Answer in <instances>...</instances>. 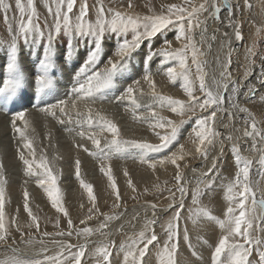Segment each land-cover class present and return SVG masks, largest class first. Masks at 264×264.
Listing matches in <instances>:
<instances>
[{"label": "snow or ice", "instance_id": "obj_1", "mask_svg": "<svg viewBox=\"0 0 264 264\" xmlns=\"http://www.w3.org/2000/svg\"><path fill=\"white\" fill-rule=\"evenodd\" d=\"M127 7L133 9L135 6L132 0H126ZM45 7L51 20L46 16L44 18V27H41L40 17L37 11L35 0H14V7L16 12L13 13L12 0H0V12L3 13L4 23L11 35V41L8 44L6 53L0 58V72L6 70L7 77H0V96L5 99L14 98L18 91L25 89L23 87L26 82L25 73L21 71L19 63V42L22 41L24 45H39L41 41L46 40L43 44L42 55L38 58L37 72L34 75V86L37 92L44 91L45 88L51 86L52 80L49 77V72L55 67L54 64V41L63 32L64 35L70 37L67 42L66 50L63 51L64 58H70L76 50L72 41L80 38H90L92 47L88 51L83 64L80 66L74 76V86L71 90V95L75 96L72 101V107H76L78 100L95 101L97 94L103 93L105 89H109L114 84V77L117 73L122 72L128 64V60L132 53L140 48L143 41H151L158 34H162L169 28H175L177 35L176 41H183V46L177 49L172 48V42L166 38L162 41V45L158 48H150L147 55L144 57L145 67L148 68L153 57H160L161 63L168 60L178 61L180 70L176 67L169 66L165 69L166 75L173 83L177 78L182 79L181 87L186 93L188 102L175 99L172 96L163 95L156 92V84L152 79L150 71H147L143 79L148 82L151 88V96L154 101L158 102L161 108L167 107L169 111L181 117V120L174 121L167 117L159 115L155 110H152L150 117L144 119L150 120V127L153 129L155 135L159 139V143H149L138 140H125L121 137V130L118 125L104 116H99L96 120L91 114L89 108L88 114L85 117L82 113H77L81 119L77 120V124L81 128L86 124L89 129L98 127L100 132H107L111 135V139L105 138L104 143H101L100 137L96 133L87 134L81 130L78 135L81 138L87 136L94 147V151L88 149L84 145H77L90 155L96 156L102 160H109L114 155H119L130 148L139 149L144 153H159L164 149L169 148L177 141L180 133L181 125L184 123L183 117L186 112L195 113L199 108L202 112H207L208 115H203L196 119V127L193 129L194 139L192 142L197 144L196 153H198L205 160L208 158L209 151L216 137L219 133L215 131L214 124L217 118L218 111H227L229 118L234 115L228 109H224L225 95L228 96V104L231 108L237 109L241 113H246L244 120V127L242 129L243 137L251 140V150L257 152L258 159L253 160L241 153V146L233 144L232 150L234 154V163L236 165V173L233 181L226 185L225 200L228 202V207L225 212V219L221 220L211 215L206 208H197L195 212L192 208L188 209L189 219L193 220L195 224L197 221L195 216L202 215L209 220L215 221L221 228L223 234L220 236L218 243L215 245L211 256V264H264V238L258 235H253L254 224L255 229L264 233V190L260 189L259 181L254 185L250 180V171L254 165H258V174L264 178V147H258V144H264V129L258 127V121L247 107L233 99L239 95V85L232 81V73L229 71L231 67V58H229L224 65H221L220 78L213 77L212 85L209 87L206 83L205 77L207 73L204 71V63L200 59L204 53L197 46L192 38V32L195 28L201 29V42L204 41L207 33V21L201 20L200 15L203 13H210L212 19L219 20L220 14L223 10L227 11L228 26L233 28L234 38L239 41L242 40L240 25L234 23V7L237 11H242L243 8L251 9L252 4L250 0H243L241 5L239 0H236L234 5L233 0H203L198 6H191L185 8L176 4L167 6L166 13L151 16L132 15L129 12L117 10V8H105L104 0H44ZM264 6V0H261ZM94 13V21L89 18V15ZM11 14V15H10ZM18 14V15H17ZM16 23V30L13 31L12 22ZM195 21V22H194ZM47 30V31H45ZM259 31V30H258ZM131 32V39L127 38V34ZM119 33L122 41L116 46L115 56L117 60L108 58L103 70H97L100 57L103 53V42L106 34ZM228 37L227 33L223 34ZM215 32L211 36V40H216ZM227 43L231 44V38H228ZM211 48V44L208 45ZM252 53V49H249ZM189 56L191 64L195 67L196 79L199 81V90L203 93V99L194 95V81L190 78V69L188 65ZM246 71V75H248ZM261 86H264V57H261V71L257 77ZM140 81H134V84L139 85ZM232 83V87L229 85ZM213 88L215 90H213ZM134 89L132 85L124 88L120 96L116 97L117 101H130L135 108L139 109L140 104L134 96ZM22 93V91H21ZM256 94V85H246V91L243 93L244 97L251 99ZM264 100V97H261ZM68 101L59 100L56 104L48 105L40 109L45 114H50L56 117L55 109H59L60 113H65V105ZM25 111H17L11 121V127L15 133L19 134L20 139L24 142L23 148L33 150L32 141L25 134V129L28 126V121L25 120ZM136 118H140L133 113ZM17 121H21L24 127H18ZM64 123L63 120L59 121ZM157 129L163 130L156 131ZM69 130L70 129H66ZM240 130V129H238ZM232 140L231 134L227 137ZM19 159L25 166V175L36 178V184L42 188L47 195L51 205L58 213H63L68 216L67 209L62 203V196L59 187L57 186V177L53 174V169L50 167L46 158H41L37 163L35 159L29 160L19 149ZM186 153L184 146L181 145L178 152H172L170 156L165 157L159 161L149 160L141 157V163H146L149 168L155 170L157 164L163 165L170 162L176 166L175 180L177 182V190L181 194L179 204L173 203L170 207H175L174 216L168 221L166 227V239L163 241L162 249L157 251L158 264H179L177 260L178 254V236H179V220L181 219V212L184 210V195L186 188L181 183L182 173L178 161L185 159ZM34 156V150H33ZM216 160L213 159L212 169H215ZM81 162L79 160L75 163L76 178L80 180V186L87 192L88 198L92 207L88 209V220L92 219V213L98 212L96 208V197L93 194V185L86 183L80 178ZM209 169V172L212 171ZM100 171L107 177L109 186L112 189L117 203L114 207H119L121 199L117 184L113 177L112 168L108 166L105 168L101 166ZM195 171V169H193ZM124 175L127 177L128 171L125 169ZM214 182L206 185L208 189L212 188ZM8 179L5 176V165L0 162V249L5 252L11 248V255H4L0 257V264H82V259L86 255L88 244L72 245L62 241H53L59 251L55 255H48V249L41 247L33 257L21 256L19 249L9 245V234L5 227V192ZM127 184L135 191L132 180L129 178ZM259 193V196H258ZM204 193L201 191L199 185L193 191L192 204L199 205L200 197ZM175 202V196H173ZM155 215L156 205H149ZM23 207L28 213L36 229L39 230L38 217L33 215L29 206V193L25 189L23 192ZM238 213V214H237ZM104 221L99 224L98 229L91 227H83L76 231L77 236L87 237L93 235L95 231H99L102 236L106 235L103 231L109 227L112 220L119 219V214H102ZM135 218V217H134ZM85 224L84 220L80 221ZM156 223L155 219L145 218L143 229L134 236H128L119 246H116L115 241H110L107 244H101L96 247L93 253L95 264H113V250L115 249L116 256L123 254L121 264H147L146 255L150 251V247L156 248L161 243L159 237L155 233L152 225ZM68 228L73 229V221L69 218L67 221ZM122 231V228L120 229ZM44 236L52 234L48 232L43 233ZM57 236L65 235L64 232H57ZM68 236L72 235V231L67 232ZM183 238L185 241L189 240L188 231L184 229ZM26 245H32L33 240H22ZM43 245V240L38 241ZM15 239H12V245H15ZM189 247L191 244L189 242ZM73 249H75L73 251ZM255 252V257L253 253ZM194 256L198 254L193 251Z\"/></svg>", "mask_w": 264, "mask_h": 264}, {"label": "rangeland", "instance_id": "obj_2", "mask_svg": "<svg viewBox=\"0 0 264 264\" xmlns=\"http://www.w3.org/2000/svg\"><path fill=\"white\" fill-rule=\"evenodd\" d=\"M157 1L158 0H132V3H134V6H135L133 9H129L127 7L126 0H104V5H105V8L114 7V8H117V10L121 9L120 11H123V12L127 11V12L131 13L134 16L135 15H139V16L143 17V16L159 15L162 12L166 13L167 6L170 5V4H176L178 6H182V7H185V8H190L191 6H198L200 3L203 2V0H170V1L167 0L169 2H167L166 0H159L158 2ZM12 2H13V10L12 11H13V13H15L16 10H15V7H14V0H12ZM150 2H151V4H150ZM35 3H36L37 11H38V14H39V17H40L41 27L43 28L44 27V24H43L44 18L47 16L48 19L51 20L52 17L49 16V14L47 12V9H46L45 4H44V0H35ZM89 3L91 4L92 0H89ZM240 3L243 4V0H240ZM118 5H119V7H118ZM260 5H262V4L259 3L258 6L256 7V5L252 4V8L250 10L247 9L248 11L246 10V8H243L242 11H236V9H234V14L236 16V17L234 16V18H238L239 15H244V14H245V17L244 16H239L241 18H238L239 22L241 21L240 22L241 29L243 28L242 29L243 30L242 31L243 32L242 33L243 34L242 37H244V38L242 40H240V41H236L234 43H231L230 47L232 48L234 46V49H232V52L234 50H239L240 46H241L240 44H242L244 41L245 42H249V41H251V39H254L255 37L257 38L256 41H258V40H260L261 38L264 37L262 29H261V28H263V25H264L263 23L264 22L262 20H258V18L256 17L257 16L256 13L258 11L260 13V10L264 9V6H261V9H260V7H259ZM123 7L127 8V9H125ZM252 9H254V10H252ZM249 11H251V12H249ZM224 12H226V10H223L221 12L219 20H217L216 22H215V19L211 18L210 13L201 14L200 17H202V18H200V19L201 20H206V21L208 20V22L210 20H213V23H217V25H220L221 29H223L224 27L222 26V24H226V23L228 24V16L227 15L224 16L223 15ZM246 14L247 15L249 14V15L246 16ZM89 18L94 21V19H95L94 13L90 12ZM260 23H262V24H260ZM12 28H13V31L16 30L15 21L12 22ZM198 29L195 28L193 30V32H192V38H193L194 42H197L195 34L198 31ZM258 30H259V32H258ZM45 31H47V30H45ZM253 33L256 36L253 35L252 36L253 38H252L251 35ZM128 34H127V38L131 39L132 33L129 32ZM175 34L177 35L176 29L175 28H169V29L165 30L164 33L158 34L151 41H148V40L143 41L141 46H140V48L137 49L136 51H134L132 53V55H131L132 57L129 58V60H128L129 64H127V67H126L128 69L125 68L127 71L124 69L125 71L117 73V75L114 77V84H113V86L111 88H109L108 90L106 89V90L103 91V93L98 94V96L99 95L100 96L99 97L96 96V99H95L94 102L93 101L78 100L77 103H76L78 106L75 107V108L72 107V101L75 99V96L70 95L71 94V90H72V88L74 86L73 84L75 83L74 82V78H72V77L75 76V74L73 75V73L74 72L76 73L78 71V68H80V66L84 62L83 61L84 58L86 57L88 51L92 47L91 40H89L90 38H85V39L84 38H80V39H77V41H74L75 44L73 43V45H74L76 50L73 52V55L69 59L68 58L62 59L64 57L63 56V51L66 50L65 48L67 46V42L70 39V37L67 36V35H64L63 32L60 34V36L56 39V41H54V53L56 52L55 55H54V64H55L56 67H54L52 70H50L51 73L49 72V76L51 75L50 78L54 82H52L51 86L47 87L42 92H37L36 91L35 86H34V78L33 77L36 74L35 72H37V64H38V60L37 59L40 57V55H42L41 54L42 53L41 49L43 48L42 44L46 43V40L41 41V43L39 44L40 46H38V45L33 46V45H30V44L29 45H24L23 42L20 41V43H19L20 44L19 45V63H20L21 71L24 72L25 76H26V82H25V85H24V87L25 86L26 87H25L24 90H23V88L21 89L22 93H21V91H18L14 98L5 99L3 96H0V123L2 122L1 118L3 120L5 118V119L9 120V122H10V120L13 117V114H15L17 111H21V110L25 111V113H26L25 114V117H26L25 120L28 121V126L25 129V133L31 134V135H28V134H26V135L29 137V139L31 141L33 140V142H34V143H32L33 146H34L33 147L34 156H33V150H28V149L26 150V149H24L21 146V144L23 145L24 142L20 139L19 134L15 133V131L10 126L11 122H10V124L9 123L7 124L8 126L4 125L3 123H1L3 126L0 127V132L2 131L1 132L2 137L0 136L1 137L0 138V143H1L0 144V162L4 161V163H5L4 165L5 166H7V165L9 166V164H10L9 170H8V166L5 167V170H7V171H5V176H6V178H9L8 179L9 180L8 183L9 182L11 183L12 179L15 178L14 180H16V181L13 180L12 182L16 183V185L18 184V186H20V184H21L19 189L16 191V192H18V191L19 192L16 193V195L14 193L12 199L11 198H7L5 196V201L6 202H5V217H4L5 227L7 228L8 234H9L8 243H9V245H11V247H14V248L18 247L17 249H19V254L21 256H25V255L28 256L29 255L28 257H33L34 254L36 252H38L41 247H46L48 249L47 254L50 252L48 255H55L59 251V249L57 248L56 244L54 245L53 241H62L64 243H66V244L70 243L72 245L84 244L83 242L80 241V240H82L81 238H83V237L77 236V234H76L77 230H79V229H81L83 227H86V226L87 227H91V228L94 227L93 229H97L99 227V224L104 221V216L102 214H108V215L117 214L118 211H120L124 206L129 205V202L130 203H134L136 201L138 202L139 199H140L141 202L155 203V204L159 205V203L162 204V203H164L166 201L168 203L169 202L172 203L173 196H175V200L179 199V198H177L179 196L180 192H178V190H177V182L175 180V175H176V171H177L175 165H172L170 162H166L165 163L167 166L165 164H163V165L157 164L156 169L159 170V173H158V172H156V169L153 170V169L149 168L146 163H141L140 161H141V157L142 156L143 157L150 156V157H152V159H149V160L159 161L161 159H164L167 156H170L172 152H178L180 146L183 145L184 146V152L186 153L185 159L182 160V161H178V164L180 165V171H181V173L183 175L187 171V169H189V167H190L189 164H191L192 159H195L198 156H200L195 151L198 142H197V144H194L192 142V139H194L193 129L196 127V124H195L196 119L201 117V116H203V115H208V113L207 112H202L199 108L196 109L195 113H192V112H186L185 113V116L183 117L184 123L181 125L180 133L178 135V139H177L176 142H174L172 145H170L169 148L164 149V150H162L159 153H153V155H151V153L140 154V159H138L137 161H136V159H132L131 160V158L125 157L126 156L125 155L124 156L125 159L124 158L123 159H117L116 157H114L115 160H112V162L107 164V163H104L103 161H101V162L95 161V159L92 158V155H90L91 158H90V156L89 157L88 156H83V158L81 156H79V158H80L79 159L78 156H75V155H77V152L73 153V150H72V149H74V146L72 144L79 143V141H80V143H79L80 145L84 144L83 141H85V144H84L85 146H87L90 143V140L87 141V139H85V138L83 140V138H81V137H80L81 138L80 140H79V137H76L75 141L73 140L75 138V136H79L78 133L81 130L85 131L87 134H91V133L98 134L100 139H101V142L105 141V140H103L105 138H107L109 140L111 139V135L109 133H107L106 131L105 132H100L98 127H93L91 129H89L87 127V125L85 124L84 127L81 129L80 125L76 124L77 120L81 119V117H78L76 113H78V112L82 113L86 117L87 114H88L87 111L89 110V108L92 110L91 114H92L94 119L98 120L99 116L102 115L106 119H109L112 122L116 123L118 125V127L120 128V130H121V137L123 139H125V140H133L134 139V140H138V141H146V142H149V143H159L160 142L158 137L155 135L153 129L150 127V120L149 119H144L145 117H150V113H151L152 110H155L159 115L167 117L168 119H172L174 121L181 120V117L179 115H177L175 113H172L171 111H169L167 109V107L161 108L159 106L158 102L153 100V98L151 96V88H150L148 82H146L143 79V76L145 75V73L147 71H150L152 79L156 83V88H155L156 92L161 93L163 95L172 96L175 99L183 100L186 103L188 102L189 98L187 97L186 93L183 91V89L181 87V84L183 82L182 79L180 80V78H177L176 82L173 83L170 80H168L169 78L167 77L166 72H165V69L167 67H169V66L176 67L177 70L179 71L180 67H179L178 61L168 60V61H166L164 63H161V58L157 56V57H153L152 61L150 62V65L148 66V68L145 67V64L143 62L144 61V57L147 55V53H148L150 48H158V47H160L162 45V42L161 43L158 42V37L162 41L165 38L167 40H169V41H172V40H174L173 37L176 36ZM8 36L10 37V39H9ZM208 36L210 38V34H207V35H205L204 40ZM113 38H116V39H113ZM59 40H60V42H59ZM114 40L115 41L118 40L119 42L118 41L115 42ZM121 40H122V37H121V35L119 33H116V35L115 34H112V35L111 34H106L104 42H103V53H102V56L100 57V59L101 58L102 59L99 60V62H100V63L98 62L99 65L98 64L96 65V69L97 70H103L104 69L105 64L107 63L106 60L109 57H111L113 60L114 59L115 60L118 59L114 55L115 54L114 51L116 50V46L121 42ZM217 40L213 41L214 42L213 46H215ZM10 41H11V35L9 34V32L7 30V26L4 23L3 13L0 12V46H1L0 47V52H1L0 55L2 54V52L6 53V50L8 48V44H9L8 42H10ZM110 41H112V42H110ZM183 43H184L183 41H180L179 44H176L174 46L172 45V48L173 49L180 48V47L183 46ZM197 46L201 49V47L199 46V43L197 44ZM21 47L23 49H21ZM34 47H37L38 49L37 48L36 49L38 51ZM111 48H113V49H111ZM210 50L211 49L208 50V53H209ZM201 51L204 53V51L202 49H201ZM111 52L113 54H111ZM219 53H221V55L219 56L220 58L218 57L215 61H205L204 56L200 57V59L202 61L206 62V63H204L203 67H204V71L207 73V75L205 77V80H206L207 84L209 83L207 79H209L208 77L210 75L209 72H210V68H211L210 67L211 63L215 62L216 64H218L225 57L224 52L222 50H219ZM235 53L237 54L239 60H235V61L233 60V66L236 65L234 62H237L238 65H237V68H235V70H234V67L230 68V70H232L231 72H232V76L233 77L234 76H239L240 77V78L239 77H234V78H237L238 81L232 77V79H233L232 81L235 80L234 81L235 84H238V85L241 82L243 83V84H241L242 86L239 85L240 86L239 87V89H240L239 90V94H240V92H242L245 89V85H249L250 81L252 82V81H254L256 79L255 77H258V74L260 73L259 71H261V67H260V70H258V72L256 70V71H252L253 73L251 72V67L253 65L254 66L257 65L255 63H260L261 62V58H259V59L256 58V59L253 60V63L250 64V68H249V72H248L247 68L246 67L244 68V66H243L244 64H243V60H242L243 57L242 56H244V55H242L241 52L240 53L239 52H235ZM2 56H4V53L0 56V58ZM209 57H211V58H209ZM209 57H208V59H213V53H209ZM256 60H257V62H256ZM23 61H24V63H23ZM222 62H223V60H222ZM190 64H191V58L189 56V60H188V65H189V69H190V73L189 74H190V78L193 79V81H194V95L199 97L202 100L203 99V93H201L200 90H199V81L196 79L195 67L192 64H191L192 65L191 66ZM222 65H224V64H222ZM238 66H239V68H238ZM242 67H243L244 71L246 70L248 73H250V72L251 73L248 74V76H247L246 72H244L241 69ZM233 70H234V74H233ZM61 71H63V72H61ZM64 71H65V73H64ZM66 72H67V74H66ZM134 72H138V73L135 74ZM140 72H141V74H140ZM240 72H243L242 74H244V77L240 74ZM238 73H239V75H238ZM68 74H71V76L73 75L72 77L70 76L72 79H70ZM253 76H255V77H253ZM0 77H3V78L7 77L6 70L3 71V72H0ZM247 78H248V80H247ZM137 80H139L140 83H139V85L136 86V84H134V81H137ZM239 80H243V81H239ZM246 82H247V84H246ZM127 84L128 85H132L134 87V89H138V90H136L134 92V96H135V98L137 100V103L140 104V108L139 109L135 108V106L133 104H131L130 101H127V100L117 101L116 100V97H118L121 94V90L128 86ZM125 85H127V86H125ZM243 85H244V87H243ZM0 86H2V85H0ZM211 86L213 87V85H211ZM57 87H58V89H57ZM118 87H120V88L118 89ZM231 87H232V85H230V88ZM241 89H242V91H241ZM213 90H215V89L213 88ZM44 92H45V94H44ZM225 94H227V95H225ZM68 95H70L71 97L68 96ZM103 95H104V97H101ZM113 95L114 96L117 95V96L114 97ZM224 95L228 99V96L230 95V93H224ZM37 97H38V100L36 101L37 103L35 104L34 101H35V99ZM261 97H264V88L259 92L257 97H255L256 99L254 98L253 101L250 102L247 106L250 108L251 112L257 118V121L259 123L260 128L264 129V100H262ZM238 98H239V95L236 96V98L233 97V99H238ZM62 99L68 101L67 105L64 106V107H67V108L69 107L68 110H67V108H65V113H66L65 115L62 114V113H59L60 111L57 112V110H59L58 108L55 110L56 111V118L51 116L50 114H45L44 112L40 111L41 108L46 107L48 105L56 104L59 100H62ZM111 99H112L113 103H112ZM227 99H226V102H227ZM7 101H11V108L10 107H4L3 108V106L6 105L5 103H7ZM69 101H71V102H69ZM80 103H82V104H80ZM110 103H111V105H110ZM86 104H87V106H85ZM102 105H104V106H102ZM80 107H81V109H77V108H80ZM73 111H75V112H73ZM134 112L137 114V116L140 117L139 119L136 118V116L133 115ZM27 115H28V117H27ZM29 117H30V119H29ZM34 117H35V119H34ZM61 117H62V119H61ZM58 118H60V119H58ZM44 120H45V122L47 121V123H45ZM59 120H63L64 124L60 123ZM32 121H33V123H32ZM40 121H42V122H40ZM5 122H6V120H5ZM36 122H38V123H36ZM39 122H40V124H39ZM49 122H51V123H49ZM55 122H58V124L57 123L55 124ZM123 123H124L126 131H122V130H124L123 129L124 128L123 127ZM23 125H24L23 122L17 121V126L18 127L19 126L23 127ZM32 125H34V127ZM48 125L51 126L53 129L51 127H48ZM75 126H76L77 129L75 128ZM7 127H10V128L8 129ZM36 127H39L40 131H39L38 128H37L38 129V131H37ZM187 127L189 128L187 133L183 137H181V134L185 131V129ZM50 128H51V130H50ZM66 129H70V131L69 130L65 131ZM5 130L7 132L8 131H10V132L7 133ZM31 130H32V133H31ZM94 130H96V131H94ZM33 131H35V132H33ZM41 131H42V133H41ZM156 131L163 132V130H159V129H157ZM6 133H7L8 137L6 136ZM47 133L50 134L52 138L50 137V135H47ZM65 133L68 134L69 136H67ZM71 133H72V135H71ZM32 134H33V136H32ZM74 134H77V135L74 136ZM3 136H5V138H7V139H5V138L3 139ZM34 136H36V138ZM32 137H34L35 139L32 138ZM61 137H64L65 139L61 138ZM85 137H87V136H85ZM190 137L192 139H190ZM77 138H78V140H77ZM48 139H50V141ZM10 140H11V142H10ZM47 141H49V142H47ZM36 142H38V143H36ZM15 144H17V146ZM36 144H38V145H36ZM62 144L63 145L65 144V145L63 146ZM79 144H77V145H79ZM90 144H92V143H90ZM42 145H45V147L44 146L42 147ZM68 145H71L73 148L71 146H68ZM232 145H233V143H232L231 140H225L224 137H220V142L217 144L218 149L216 150V148H215V149L211 150V151H223V152L220 153V155L223 156V158L221 157L222 159H220V163L216 164L215 169H212L211 172L208 171L207 175L204 176L203 178L200 179V177H198L197 180H195V182H191L190 183L191 187L188 188L190 190H188V193H186L185 196L183 197V199H184V210H182L181 219L178 222V224H179V236H178L177 260L179 261V264H195V262L197 260V256H194L192 254L193 251L195 250V248L200 251L201 255H205V254H209L210 253V256H212V252L214 251L215 245L218 243V240H219L220 236L223 234L221 228L219 227V225L215 221L209 220L206 217H203L202 215L194 217V219H196V221H197L194 224L193 220L188 218V216H189L188 209L192 208L193 211L195 212V210L197 208H206V209H208L210 211L212 216L217 217L218 219H221V220L225 219V215L224 214H225L226 209L228 207V202L224 198L225 189H226V185L234 180L235 173L237 171L236 165H235V163L233 161L234 160V154H233V150H232ZM18 146L21 147V148H19ZM63 147H65V148H63ZM70 147L72 149H70ZM67 148H68V151H67ZM75 148H77L76 145H75ZM93 148L91 146L89 147V145H88V149L92 150ZM219 148H221V149H219ZM244 148L251 149L249 147V145L246 146V147H242L241 146V149L243 151H248L246 149L244 150ZM18 149L19 150L21 149L20 150L21 152L24 150L23 154H25L26 156H27V153L29 154V152H30L32 157H30V155H28L27 158L29 157L28 158L29 160H32L33 158L34 159L36 158V162L39 163L41 158L43 157V158H46L48 160V162L50 164V167H52V169L56 168V169H54L55 172L53 171V174L57 177V182L60 183V184L57 183V186L59 187V189L61 191L62 203H63L64 207L67 209L68 216H65L63 213H58L56 211V209H54L52 207L51 202L49 201L47 196H46V199H45V196H44V198H42L43 196L41 198H37L36 196H34V198H33V196H31V198H30V195H33V194H35L34 192H36V187L35 186L33 187L34 188L33 190H35L34 192H32V187H30L32 184H36L35 183L36 178L35 177H29V176L25 175V166H24L23 162L20 161V159H19V153L17 151ZM42 149H44V151ZM45 149H47V150L45 151ZM62 150L63 151L65 150V151L63 152ZM71 150H72V152H71ZM80 150H82V148H79V150H77V151H80ZM136 150L137 151H141L139 149H136ZM8 152H9V154H8ZM11 152H13V153H11ZM71 153H73V154H71ZM4 154H6V156ZM58 154H60V155L63 154V155H61L63 157L61 158ZM66 154H68V156ZM9 155H11V157H9ZM257 155H259V154L257 153ZM57 157H58V159H57ZM64 157L65 158L68 157L67 158L68 161H67V159L65 160V163H69L70 162L69 164H67L68 166L65 163H63L64 161H62V160L65 159ZM76 157L78 159H76ZM87 157H88V159H87ZM59 158L61 159V161H60ZM81 158H82V160H81ZM134 158H138V157H135V155H134ZM148 158L149 157H147V159ZM4 159H6V161ZM69 159H71V161ZM8 160H10V161L13 160L14 162L13 161L10 162ZM54 160H56V161H54ZM77 160H80V162L83 163V165L81 164V168H80V178L83 179L86 183L92 184L93 185V194L97 195V196H95L96 197V202L95 203H96V208H98L99 211L98 212L94 211L91 214L92 215V219L91 220H88L87 216L89 215L88 209L90 207H92V204H91V202H90V200L88 198L87 192L80 186V181H78V179L76 178L75 163H76ZM53 162H54V165L51 166L53 164ZM60 162H61L62 165L60 164ZM59 164H60V167H59ZM87 164H89V166H86ZM90 164H91V166H90ZM184 164H186V165L184 166ZM65 165H66V167H65ZM112 165H113V167H112ZM197 165H199V164H197ZM55 166H57V167H55ZM84 166H85V168H84ZM101 166H104L105 168H107L108 166H111L112 173L115 174V175L113 174V177H114L115 182L117 184L118 191H119V193L122 192L123 196H124V197L121 196L122 193L120 194L121 199L118 202L119 205H120L119 207H114V204L117 203L116 197L113 194V191H111L112 189L109 188L110 186H109L108 179L100 171ZM121 166H123V167H121ZM69 167H71V168H69ZM89 167L93 168L92 169L93 173L91 172L92 170L88 169ZM198 167L199 166H195L194 168L196 169ZM68 168L70 169V171L68 170ZM117 168H119V169L122 168V169H120V172H121L122 175H124L125 169L128 171V174H130V175L127 176L128 178L125 176L123 178V180L124 181L126 180L125 182H127L129 178L131 180H134L132 182H135V183H133L135 191H133V189L130 188V187H129L127 192L125 191V188L122 186L123 185L122 175H120L118 173L119 170ZM57 169H58V173H57ZM64 169H65V171H64ZM81 169L83 171H81ZM86 169L89 170V172ZM147 169H149V170H147ZM171 169H173V170H171ZM131 170H134V172H132ZM150 170H151L152 173H155V174L158 173L159 176H155L156 179L152 178V180L149 181L147 184L145 183L143 185V183H136V182H140V181H138L135 178H131L132 174H135V173H138V172L151 173ZM62 171H64L65 174H64V172L62 173ZM160 171H162V172H160ZM84 172L86 174H84ZM66 175L67 176L68 175L69 176L72 175V176L69 178V176L67 177ZM86 175L87 176L89 175V178ZM94 175L96 176V178H99L100 180L99 179L97 180L94 177ZM100 175H101V177H104L105 179L101 178ZM118 176H120L121 179H119ZM11 177H12V179L10 181ZM255 177H258V175L256 174ZM94 178H95V180H94ZM91 180H94V181H91ZM17 181H19V182L17 183ZM22 181L23 182L24 181L25 182L29 181L30 183L28 182V186H27L25 184V182L22 183ZM257 181L258 180L255 181V184H256ZM31 182H33V183H31ZM98 182L100 183L99 184L100 186L98 185ZM211 182H214L212 184V188L208 189L206 187V185H208ZM67 183H69V184H67ZM67 185H68V187H67ZM136 185H138V186H136ZM198 185H199L201 191L204 194L200 197L199 205H193L192 204V194H193V191L197 188ZM121 186H122V188H121ZM70 187H72V188H70ZM259 187H260V189L264 188V183H260V181H259ZM23 188L26 189L27 191H30V192H28L30 194L29 198L30 199H32V198L34 199V200L32 199L33 201L29 199V206H30V208L32 210L33 215L38 217L39 230L36 229L35 224L32 222V220L29 217L28 213L24 210L23 198H22V195H23L22 191H24ZM28 188L29 189L31 188V190H28ZM20 189L22 191H20ZM40 189H38V191L40 190L43 193L44 190L42 188H40ZM64 190L65 191L67 190L69 192L66 191L67 192V194H66V192H64ZM262 190H264V189H262ZM98 191H104V192L107 191L108 193L105 194L104 196H102V195L100 196V194H99L100 192H98ZM20 192H22L21 193L22 195H19ZM94 192H97V193H94ZM44 194H45V192H44ZM124 194H128V195H124ZM73 195H74V197H73ZM18 196H19V198H17ZM20 196H21V199H20ZM76 196H77V198H76ZM97 197H99V198L97 199ZM101 197H102V199H101ZM125 197H128L127 200H125ZM17 199L20 200L21 203H19V201H17ZM113 202H114V204H112ZM83 203H84V205H83ZM106 203H108V204H106ZM79 204H80V206H79ZM175 204H179V202H176ZM19 207H21V208H19ZM164 207H166V205H164ZM150 210L151 211H147V212H149L150 215L153 216V212H152L153 210L152 209H150ZM165 211L166 212L163 213L164 215H163L161 221H159L155 227H152L154 229L155 233L157 234V236L159 237L161 243L159 245H157L156 248H153L152 246H149L150 247V251L146 255V258H145L146 261L148 262L150 256L153 257L149 264H158L157 251L159 249H162L163 241L166 239V227H167L168 221L174 216L176 209H175V207H171V208L169 207ZM121 212H122V210H121ZM155 213L158 214L159 212L155 211ZM142 214H143V210H140V209L135 210L133 212L134 222L139 220V219H141V215ZM69 218L73 221V229H69L68 228L67 221H68ZM81 220H84L85 224H81L80 223ZM116 221H117V219L116 220H112L109 223V227L107 229L103 230L105 233H106V230L109 231V233L106 234L107 237H106V235H104L103 237L101 236V238L98 239V241L95 240V241H92L93 243L92 242L87 243V244H89L90 248L88 247L89 250L86 251V253H88V254H86L85 257L82 259V264H95V259L93 258V253H94V250H95L96 247L100 246L101 244H107L110 241H115L116 246H119L123 241L126 240V238L128 236H134L135 234H138L143 229V226H144V224H142L140 227H138V229H139L138 231L136 229L135 231L131 232L129 235L126 236V234H125L127 232L126 230H131L132 228L129 226L128 228H126V230L123 229L122 231L118 230L119 232L118 231L113 232L114 229H115V223L114 222H116ZM112 222H113V224H112ZM185 228L188 231V237H189L188 241H185L184 238H183L184 229ZM62 231L65 233V235H63V236H57L56 235L57 232H62ZM68 231H72V235L71 236L67 235ZM44 232H48V233H50L52 235L44 236L43 235ZM118 233L119 234L121 233V234L118 235ZM258 233L259 232L255 229V224H254L253 235L260 236L261 234L259 233L260 234L259 235ZM97 235H98L97 231H95L93 233V235H91L90 237L95 239L94 237L97 238L98 237ZM109 235H111V236H109ZM92 238H88L87 237V239H90V240H93ZM12 239H15V241H16L15 245H12ZM28 239H32L34 241L32 245H26L25 243L22 242V240H28ZM40 240H43V242H44L43 245H41L38 242ZM117 240L120 241V242H118ZM189 242L191 244V248L189 247ZM26 247H28V248H26ZM29 248L30 249L32 248L33 250H35V249H37V250L34 251V252L33 251L30 252V253H33V254L30 255V253H28ZM52 250H55V251H52ZM74 250L75 249H73V251ZM4 252L5 251L3 249H0V257H3L6 254L7 255H11V248H9L7 252H5V253ZM113 252H115V249H114ZM120 255H119V257L117 256V258H116V254L113 253V256H115V259H113V261H115V262H113V264H116V262L119 261V260H120L119 263L121 264L122 258H123V254L121 253ZM201 255L198 254L199 258L200 257L202 258V259L200 258V262L199 263L205 264L207 262H211L209 259H207V257L201 256ZM120 257H121V259H120ZM147 257H148V259H147ZM253 257H255V252L253 253ZM191 259H193V260H191ZM191 261H192V263H191ZM193 261H194V263H193Z\"/></svg>", "mask_w": 264, "mask_h": 264}, {"label": "bare ground", "instance_id": "obj_3", "mask_svg": "<svg viewBox=\"0 0 264 264\" xmlns=\"http://www.w3.org/2000/svg\"><path fill=\"white\" fill-rule=\"evenodd\" d=\"M159 1V0H158ZM157 1V2H158ZM167 1V0H166ZM170 1V0H169ZM169 1H167V2H169ZM239 2H240V0H239ZM250 2H251V4H253V5H256V7L258 6V4L259 3H261V0H250ZM112 3V2H111ZM233 3H234V5H235V3H236V1L235 0H233ZM118 4V3H117ZM134 4V3H133ZM150 4H151V2H150ZM240 4H242V3H240ZM120 5V4H119ZM119 5H118V7H119ZM126 5V4H125ZM147 5V4H146ZM261 6L262 5H260L259 7H260V9H261ZM123 8H125V7H123ZM159 8V7H158ZM125 9H127V8H125ZM234 9H235V7H234ZM121 10V9H120ZM123 10V9H122ZM247 10V9H246ZM245 10V11H246ZM252 10H254V9H252ZM126 11V10H125ZM237 11V10H236ZM248 11V10H247ZM127 12V11H126ZM249 12H251V11H249ZM238 13V12H237ZM239 14V13H238ZM253 14V13H252ZM257 14V18H258V20H262L263 22H264V9H261L260 10V13H259V11L256 13ZM224 16H226L227 15V11L226 12H224V14H223ZM222 15V16H223ZM249 15V14H248ZM247 14H246V16H248ZM239 16H244L245 17V14L244 15H239ZM238 16V18H241V17H239ZM236 17V16H235ZM251 17V16H250ZM200 18H202V17H200ZM238 18H234V23H236V24H239L240 25V22H239V20H238ZM256 18V19H257ZM247 20V19H246ZM217 20H215V22H216ZM227 21V20H226ZM256 21V20H255ZM257 22V21H256ZM261 22V21H260ZM226 23V22H225ZM258 24V23H257ZM260 24H262V23H260ZM264 24V23H263ZM222 26L224 27H222L223 29H221V26L220 25H217V23H213V20H210L209 22H208V20H207V33L205 34V35H207V34H210V38H211V36H212V34L215 32V35H216V40H217V42H216V44H215V46H213V44H214V42L209 38V36L203 41V42H201V29L199 28H197L198 29V31L196 32V39H197V42H196V44H198L199 43V46L201 47V49L204 51V59H205V61H215L220 55H221V53H219V50H222L223 52H224V55H225V57L222 59L223 60V62H222V60L218 63V64H216L215 62H212L211 63V68H210V75H209V79H207L208 80V84H209V86L210 87H212L211 85H212V79H213V77H215L216 79H219L220 78V76H219V74H220V71L222 70L221 69V65L222 64H225L226 62H227V60H228V58H229V53H230V58H231V67L230 68H232V67H234V70H235V68H237V65H238V63L237 62H234L236 65L235 66H233V60L235 61V60H239L238 59V56H237V54L235 53V52H241L242 53V55H244V56H242L243 57V66H244V68L246 67L247 68V70H248V72H249V68H250V64L251 63H253V60L254 59H259V58H261V57H264V37L263 38H261L260 40H258V41H256L257 40V38L255 39H251V41H249V42H243L242 44H240L241 46H240V49L239 50H234L233 52H232V49H234V44L232 45L233 47L231 48L230 46H231V44H230V46H229V44L227 43V41H228V38L230 37L231 38V43H234V42H236L237 40H235V38H234V31H233V28H231V27H229L228 26V24L226 23V24H222ZM260 26V25H259ZM15 28V27H14ZM243 29V28H242ZM241 29V25H240V30H241V34L243 33L242 30ZM258 29V28H257ZM262 29V32H263V36H264V25H263V28H261ZM255 30V29H254ZM250 31V30H249ZM259 32V31H258ZM164 33V32H163ZM224 33H227L228 34V37H225L223 34ZM255 33V32H254ZM252 34L251 35V37L254 35V36H256L255 34ZM250 34V33H249ZM261 34V33H260ZM112 35V34H111ZM116 35V34H115ZM129 35V34H128ZM176 35V34H175ZM194 35V34H193ZM242 36H243V34H242ZM248 36V35H247ZM259 36V35H258ZM9 37V36H8ZM250 37V38H251ZM261 37V36H260ZM119 38V37H118ZM117 38V39H118ZM244 38V37H243ZM246 38V37H245ZM253 38V37H252ZM9 39H10V37H9ZM85 39V38H84ZM113 39H116V38H113ZM120 39V38H119ZM173 39L174 40H172L171 42H172V45L174 46V45H176V44H179V42L180 41H176L175 40V37H173ZM90 40V39H89ZM88 40V41H89ZM171 40V39H170ZM2 41V40H1ZM8 41V40H7ZM75 41H77V40H75ZM115 41V40H114ZM118 41V40H117ZM117 41H115V42H117ZM122 41V40H121ZM240 41V40H239ZM59 42H60V40H59ZM110 42H112V41H110ZM119 42V41H118ZM158 42L159 43H161L162 42V40L161 39H159V37H158ZM242 42V41H241ZM9 43V42H8ZM20 43V42H19ZM72 43H74L75 44V42L73 41ZM77 43V42H76ZM3 44V43H2ZM82 44V43H81ZM108 44V43H107ZM209 44H211V48H209L208 47V45ZM236 44V43H235ZM239 44V43H238ZM20 45V44H19ZM31 45V44H30ZM43 45V44H42ZM77 45V44H76ZM38 46H40V45H38ZM56 46V45H55ZM109 46V45H108ZM115 46V45H114ZM113 46V47H114ZM1 47V46H0ZM32 47V46H31ZM57 47V46H56ZM146 47V46H145ZM25 48V47H24ZM35 49L37 48V47H34ZM230 48V49H229ZM239 48V47H238ZM21 49H23L22 47H21ZM20 49V50H21ZM38 49V48H37ZM36 49V50H37ZM57 49V48H56ZM66 49V48H65ZM111 49H113V48H111ZM110 49V50H111ZM200 49V50H201ZM209 49H211L210 51H209V53H213V59H208V57H209V53H208V50ZM237 49V48H236ZM249 49H252V53L250 54L249 53ZM40 50V49H39ZM42 50V49H41ZM60 50V49H59ZM3 51V50H2ZM5 51V50H4ZM7 51V50H6ZM34 51V50H33ZM38 51V50H37ZM58 51V50H57ZM116 51V50H115ZM114 51V52H115ZM207 51V52H206ZM23 52V51H22ZM1 53V52H0ZM5 54V52H2V54ZM39 53V52H38ZM56 53V52H55ZM76 53V52H75ZM228 53V54H227ZM1 54V55H2ZM42 54V53H41ZM77 54V53H76ZM111 54H113L112 52H111ZM137 54V53H136ZM223 54V53H222ZM0 55V56H1ZM24 55V54H23ZM115 55V54H114ZM113 55V56H114ZM239 55V54H238ZM41 56V55H40ZM258 56V57H257ZM3 57V56H2ZM1 57V58H2ZM132 57V56H131ZM241 57V56H240ZM80 58V57H79ZM141 58V57H140ZM209 58H211V57H209ZM220 58V57H219ZM222 58V57H221ZM62 59H64V57L62 58ZM69 59V58H68ZM81 59V58H80ZM83 59V58H82ZM85 59V58H84ZM102 59V58H101ZM100 59V60H101ZM245 59V60H244ZM38 60V59H37ZM105 60V59H104ZM115 60V59H114ZM84 61V60H83ZM103 61V60H102ZM106 61H108V59L106 60ZM134 61V60H133ZM64 62V61H63ZM82 62V61H81ZM239 62V61H238ZM241 62V61H240ZM256 62H257V60H256ZM259 62V61H258ZM23 63H24V61H23ZM37 63V62H36ZM100 63V62H99ZM99 63H98V65H99ZM242 63V62H241ZM83 64V63H82ZM129 64V63H128ZM132 64V63H131ZM255 64H257V65H253L252 67H251V72L252 71H256L257 70V72H258V70H260V67H261V62L260 63H255ZM80 65V64H79ZM103 65V64H102ZM191 65V64H190ZM58 66V65H57ZM163 66V65H162ZM192 66V65H191ZM56 67V66H55ZM134 67V66H133ZM136 67V66H135ZM59 68V67H58ZM99 68V67H98ZM230 68H229V71L231 72L232 70H230ZM238 68H239V66H238ZM79 69V68H78ZM126 69H128V68H126ZM125 69V70H126ZM131 69V68H130ZM242 70H243V67L241 68ZM61 70V69H60ZM77 70V69H76ZM125 70H123V71H125ZM234 70H233V74H234ZM127 71V70H126ZM161 71V70H160ZM239 71V70H238ZM244 71V70H243ZM61 72H63V71H61ZM244 72H246V70L244 71ZM250 72V73H251ZM260 72V71H259ZM36 73V72H35ZM51 73V72H50ZM64 73H65V71H64ZM135 74L136 73H138V72H134ZM232 73V72H231ZM243 72H240V74L244 77V74H242ZM253 73V72H252ZM31 74V73H30ZM61 74V73H60ZM66 74H67V72H66ZM75 74V72L73 73V75ZM140 74H141V72H140ZM260 74V73H259ZM259 74H258V76H259ZM27 75V74H26ZM69 75V77L71 76V74H68ZM72 75V76H73ZM122 75V74H121ZM236 75V74H235ZM238 75H239V73H238ZM255 75V74H254ZM51 76V75H50ZM49 76V77H50ZM71 76V77H72ZM241 76V77H242ZM248 76V75H247ZM256 76V75H255ZM255 76H253V77H255ZM58 77V76H57ZM66 77V76H65ZM70 77V79H72V78H74V76L71 78ZM158 77V76H157ZM233 77V76H232ZM234 77H239V76H234ZM233 77V78H234ZM28 78V77H27ZM34 78V77H33ZM54 78V77H53ZM68 78V77H67ZM127 78V77H126ZM240 78V77H239ZM250 78V77H249ZM256 79L254 80V81H250L249 83L250 84H255L256 85V94H255V96H253L250 100L249 99H247L246 97H244V95H243V93L246 91V85H245V89L242 91V89H241V91L242 92H240V94H239V98L238 99H235V100H237L240 104H241V106H243V107H247L249 110H250V108L247 106L250 102H252L253 101V99L255 98V97H257V95L259 94V92L264 88V86H261L260 85V83H259V81H258V79H257V77H255ZM30 79V78H29ZM28 79V80H29ZM116 79V78H115ZM155 79V78H154ZM234 79H236L237 80V78H234ZM31 80V79H30ZM129 80V79H128ZM158 80V79H157ZM169 80V79H168ZM180 80H181V78H180ZM233 80V79H232ZM247 80H248V78H247ZM56 81V80H55ZM160 81V80H159ZM235 81V80H234ZM238 81V80H237ZM239 81H243V80H239ZM33 82V81H32ZM52 82H54L53 80H52ZM70 82V81H69ZM75 82V81H74ZM196 82V81H195ZM126 83V82H125ZM73 84V83H72ZM156 84V83H155ZM159 84V83H158ZM157 84V85H158ZM198 84V83H197ZM241 84H243L242 82L241 83H239V85H241ZM246 84H247V82H246ZM249 84V85H250ZM54 85V84H53ZM56 85V84H55ZM74 85V84H73ZM128 85V84H127ZM127 85H125V86H127ZM167 85V84H166ZM177 85V84H176ZM230 85H232V83H230ZM230 85H229V87H230ZM238 85V84H237ZM244 85H243V87H244ZM60 86V85H59ZM137 86V85H136ZM163 86V85H162ZM242 86V85H241ZM24 87V86H23ZM26 87V86H25ZM67 87V86H66ZM115 87V86H114ZM142 87V86H141ZM165 87V86H164ZM240 87V86H239ZM60 88V87H59ZM64 88V87H63ZM120 87H118V89H119ZM175 88V87H174ZM46 89V88H45ZM57 89H58V87H57ZM68 89V88H67ZM116 89V88H115ZM114 89V90H115ZM27 90V89H26ZM53 90V89H52ZM51 90V91H52ZM66 90V89H65ZM106 90V89H105ZM108 90V89H107ZM111 90V89H110ZM122 90H124V89H122ZM121 90V93L123 92ZM240 90V89H239ZM46 91V90H45ZM54 91V90H53ZM118 91V90H117ZM174 91V90H173ZM60 92V91H59ZM62 92V91H61ZM107 92V91H106ZM120 93V92H119ZM118 93V94H119ZM44 94H45V92H44ZM107 94V93H106ZM115 94V93H114ZM180 94V93H179ZM71 95V94H70ZM70 95H68V96H70ZM225 95H227V94H225ZM73 96V95H72ZM97 96H98V94H97ZM100 96V95H99ZM98 96V97H99ZM109 96V95H108ZM114 96V95H113ZM115 96H117V95H115ZM114 96V97H115ZM120 96V95H119ZM67 97V96H66ZM71 97V96H70ZM101 97H104V95L103 96H101ZM111 97V96H110ZM48 98V97H47ZM236 98V97H235ZM22 99V98H21ZM45 99V98H44ZM43 99V100H44ZM70 99V98H69ZM226 99H227V97H225V104L223 105V108L224 109H228L229 111H231L234 115L232 116V118H229V116H228V112L227 111H218L217 112V118H216V121H215V124H214V128H215V131H217L218 133H219V136L218 137H216V139H215V142H214V146H212L211 147V149H210V151H209V154H208V158L205 160L204 158H202L201 156H198L197 158H195V159H192V162H191V164H189V169H187V171L182 175V181H181V183L183 184V186L186 188V193H188V190H190V189H188L189 187H191L190 186V183L191 182H195V180H197V178L198 177H200V179L201 178H203L204 176H206L207 175V172L209 171V169H212L211 167H212V162H213V159H215L216 160V164H218V163H220V159H222L223 158V156H221L220 155V153L221 152H223V151H211V150H213V149H215L216 148V150L218 149V146H217V144L220 142V137H224L225 138V140H228L227 139V137H228V135L229 134H231V136H232V143L233 144H239L240 146H242V147H246V146H248L249 145V147L251 148V140L250 139H246V138H244L243 137V134H242V129H243V127L245 126L244 125V120H245V118H246V116H247V114L246 113H241V112H239L237 109H234V108H231L230 107V105L226 102ZM256 99V98H255ZM104 100V99H103ZM108 100V99H107ZM228 100V99H227ZM40 101V100H39ZM53 101V100H52ZM99 101V100H98ZM101 101V100H100ZM110 101V100H109ZM111 101H112V99H111ZM69 102H71V101H69ZM81 102V101H80ZM102 102V101H101ZM116 102V101H115ZM85 103V102H84ZM97 103V102H96ZM109 103V102H108ZM112 103H113V101H112ZM51 104V103H50ZM80 104H82V103H80ZM132 104V103H131ZM24 105V104H23ZM110 105H111V103H110ZM66 106V105H65ZM78 105L76 104V107H77ZM81 106V105H80ZM85 106H87V104L85 105ZM102 106H104V105H102ZM65 108H67V107H65ZM69 108V107H68ZM68 108H67V110H68ZM30 109V108H29ZM32 109V108H31ZM77 109H81V107L80 108H77ZM84 109V108H83ZM56 110V109H55ZM59 110H57V112H58ZM27 112V111H26ZM68 112V111H67ZM73 112H75V111H73ZM77 112V111H76ZM88 112V111H87ZM250 112H251V110H250ZM31 113V112H30ZM38 113V112H37ZM60 113V112H59ZM58 113V114H59ZM252 113V112H251ZM36 114V113H35ZM34 114V115H35ZM57 114V115H58ZM66 113H64V115H65ZM77 114V113H76ZM253 114V113H252ZM10 115V114H9ZM14 115V114H13ZM63 115V116H64ZM68 115V114H67ZM226 115V116H225ZM242 115V116H241ZM254 115V114H253ZM30 116V115H29ZM32 116V115H31ZM60 116V115H59ZM255 116V115H254ZM2 117V116H1ZM11 117V116H10ZM27 117H28V115H27ZM37 117V116H36ZM67 117V116H66ZM26 118V117H25ZM56 118V117H55ZM68 118V117H67ZM71 118V117H70ZM256 118V117H255ZM29 119H30V117H29ZM32 119V118H31ZM34 119H35V117H34ZM37 119V118H36ZM58 119H60V118H58ZM61 119H62V117H61ZM77 119V118H76ZM5 120H6V122H5ZM28 120V119H27ZM55 120V119H54ZM65 120V119H64ZM194 120V119H193ZM256 120H257V118H256ZM1 123H3L4 125H7L8 123L10 124V122L12 121V119L10 120V122H9V120H7V119H5L4 118V120L1 118ZM36 121V120H35ZM39 121V120H38ZM51 121V120H50ZM60 121V120H59ZM40 122H42V121H40ZM40 122H39V124H40ZM44 122H45V120H44ZM54 122V121H53ZM0 123V124H1ZM6 123V124H5ZM32 123H33V121H32ZM31 123V124H32ZM36 123H38V122H36ZM45 123H47V121L45 122ZM49 123H51V122H49ZM58 124V122H55V124ZM21 124V123H20ZM38 124V125H39ZM54 124V123H53ZM64 124V123H63ZM77 124V123H76ZM47 125V124H46ZM3 125L1 124L0 125V127H2ZM8 126V125H7ZM11 126V125H10ZM33 127H34V125H32ZM122 126V125H121ZM5 127V126H4ZM20 127V126H19ZM23 127H24V125H23ZM48 127H51V126H49L48 125ZM55 127V126H54ZM66 127V126H65ZM72 127V126H71ZM74 127V126H73ZM123 129L124 130H122V131H126L125 130V126H124V123H123ZM258 127L260 128V126H259V123H258ZM8 129L10 128V127H7ZM39 129V127H36V129ZM42 128V127H41ZM52 128V127H51ZM51 128H50V130H51ZM67 128V127H66ZM75 128H76V126H75ZM81 128V127H80ZM79 128V129H80ZM128 128V127H127ZM2 129V128H1ZM30 129V128H29ZM35 129V130H36ZM38 129H37V131H38ZM53 129V128H52ZM65 129V128H64ZM77 129V128H76ZM82 129V128H81ZM188 127L185 129V131L181 134V137H183L186 133H187V131H188ZM238 129H240V130H238ZM4 130V129H3ZM7 130V129H6ZM5 130V131H6ZM42 130V129H41ZM56 130V129H55ZM12 131V130H11ZM29 131V130H28ZM39 131H40V129H39ZM47 131V130H46ZM58 131V130H57ZM65 131H67V130H65ZM72 131V130H71ZM77 131V130H76ZM75 131V132H76ZM94 131H96V130H94ZM100 131V130H99ZM98 131V132H99ZM183 131V130H182ZM2 132V131H1ZM1 132H0V136L2 137V135H1ZM4 132V131H3ZM7 132V131H6ZM8 132H10V131H8ZM7 132V133H8ZM33 132H35V131H33ZM63 132V131H62ZM73 132V131H72ZM74 132V133H75ZM88 132V131H87ZM7 133H6V136L8 137V135H7ZM31 133H32V130H31ZM40 133V132H39ZM38 133V134H39ZM41 133H42V131H41ZM46 133V132H45ZM51 133V132H50ZM69 133V132H68ZM3 134V133H2ZM12 134V133H11ZM25 134H28V133H25ZM58 134V133H57ZM66 134V133H65ZM4 135V134H3ZM14 135V134H13ZM28 135H31V134H28ZM37 135V134H36ZM41 135V134H40ZM47 135H50V134H48L47 133ZM55 135V134H54ZM53 135V136H54ZM67 136H69L68 134H66ZM71 135H72V133H71ZM75 135H77V134H74V136ZM98 135V134H97ZM129 135V134H128ZM32 136H33V134H32ZM99 136V135H98ZM0 137V138H1ZM35 138H36V136H34ZM34 137H32V138H34ZM38 137V136H37ZM41 137V136H40ZM50 137H51V135H50ZM76 137H79V140L81 139L80 138V136H75V138L73 139L74 141L76 140ZM124 137V136H123ZM5 138V136H3V139ZM34 138V139H35ZM52 138V137H51ZM61 138H64V137H61ZM73 138V137H72ZM85 139H87V137H84ZM84 138H83V140H84ZM103 138V137H102ZM5 139H7V138H5ZM65 139V138H64ZM37 140V139H36ZM39 140V139H38ZM41 140V139H40ZM49 141H50V139H48ZM68 140V139H67ZM72 140V139H71ZM72 140V141H73ZM77 140H78V138H77ZM89 139H87V141H88ZM103 140H105V139H103ZM102 140V141H103ZM5 141V140H4ZM8 141V140H7ZM21 141V140H20ZM43 141V140H42ZM49 141H47V142H49ZM52 141V140H51ZM71 141V142H72ZM149 141V140H148ZM10 142H11V140H10ZM70 142V141H69ZM77 142V141H76ZM84 142V144H85V141H83ZM32 143H34L33 142V140H32ZM36 143H38V142H36ZM40 143V142H39ZM67 143V142H66ZM73 143V142H72ZM79 143H80V141H79ZM79 143H74L76 146H77V144H79ZM82 143V142H81ZM89 143V142H88ZM90 143H91V141H90ZM88 144L89 145V147L91 146L92 148H93V145L92 144ZM102 144L104 143V141L103 142H101ZM1 144V143H0ZM12 144V143H11ZM42 144V143H41ZM40 144V145H41ZM47 144V143H46ZM45 144V145H46ZM61 144V143H60ZM71 144V143H70ZM74 144H72L73 146H74V149H72L73 147L71 146V145H68V146H71L70 147V149H72L73 150V153L74 152H77V155H75V156H78V158H79V156H81L82 158H83V156H90V154L88 153V152H85L83 149L82 150H80V151H77V150H79V148L77 149V148H75V145ZM84 144H81V145H84ZM16 146H17V144H15ZM36 145H38V144H36ZM45 145H42V147L44 146L45 147ZM63 145V144H62ZM65 145V144H64ZM63 145V146H64ZM67 145V144H66ZM80 145V144H79ZM87 145V144H86ZM88 145L87 146H85V147H87L88 148ZM21 146L23 147V145L21 144ZM19 147V146H18ZM34 147V146H33ZM37 147V146H36ZM48 147V146H47ZM66 147V146H65ZM65 147H63V148H65ZM186 147V146H185ZM258 147H264V144H258ZM16 148V147H15ZM19 148H21V147H19ZM39 148V147H38ZM49 148V147H48ZM77 149V150H76ZM94 149V148H93ZM92 149V150H93ZM219 149H221V148H219ZM246 148H244V150H245ZM16 150V149H15ZM21 150V149H20ZM27 150V149H26ZM25 150V151H26ZM43 151H44V149H42ZM47 149H45V151H46ZM72 150H71V152H72ZM76 150V151H75ZM246 150H248V151H243L242 149H241V153H242V155H244V156H246V157H248V158H252L253 160H256V159H258V155H257V153L256 152H254V151H252L251 149H246ZM24 151V150H23ZM22 151V152H23ZM63 151V150H62ZM65 151V150H64ZM63 151V152H64ZM67 151H68V148H67ZM94 151V150H93ZM251 151V152H250ZM48 152V151H47ZM11 153H13V152H11ZM16 153V152H15ZM25 153V152H24ZM70 153V152H69ZM68 153V154H69ZM73 153H71V154H73ZM8 154H9V152H8ZM49 154V153H48ZM65 154V153H64ZM68 154H66L67 156H68ZM76 154V153H75ZM140 154H144V152H142V151H137L136 149H134V148H130V149H128V150H126L125 152H122V153H120L119 155H115V156H112V158L111 159H109V160H102V159H99V158H97L96 156H93L92 155V158L93 159H95V161H98V162H101V161H103L104 163H110V162H112V160H115L114 159V157H116L117 159H123L124 158V156L125 157H129V158H131V160L132 159H136V161L138 160V159H140ZM5 156H6V154H4ZM14 155V154H13ZM12 155V156H13ZM25 155V154H24ZM28 155H30V157H32L31 156V154H30V152H29V154L27 153V156ZM61 158L63 157V156H61V155H63V154H58ZM134 155H135V157H138V158H134ZM151 155H153V153H151ZM160 155V154H159ZM26 156V155H25ZM27 156H26V158H27ZM37 156V155H36ZM4 157V156H3ZM9 157H11V155H9ZM49 157V156H48ZM70 157V156H69ZM88 157H87V159H88ZM147 157H149L148 159H152V157H150V156H147ZM147 157H145V158H147ZM222 157V158H221ZM29 158V157H28ZM65 158V157H64ZM68 157H66L64 160H62V161H64L63 163H65V160L67 159ZM73 158V157H72ZM77 157H76V159H78ZM82 158H81V160H82ZM90 158H91V156H90ZM9 159V158H8ZM11 159V158H10ZM34 159V158H33ZM57 159H58V157H57ZM56 159V160H57ZM60 159V158H59ZM80 159V158H79ZM86 159V160H87ZM125 159V158H124ZM155 159V158H154ZM5 161H6V159H4ZM15 160V159H14ZM35 160H36V158H35ZM56 160H54V161H56ZM70 161H71V159H69ZM189 160V159H188ZM8 161H10V160H8ZM11 161H13V160H11ZM10 161V162H11ZM58 161V160H57ZM60 161H61V159H60ZM67 161H68V159H67ZM66 161V162H67ZM80 161V160H79ZM93 161V160H92ZM94 161V162H95ZM186 161V160H185ZM234 161V160H233ZM14 162V161H13ZM39 162V161H38ZM59 162V161H58ZM7 163V162H6ZM18 163V162H17ZM70 163V162H69ZM69 163H65L66 165L67 164H69ZM186 163V162H185ZM3 164H5L4 163V161H3ZM14 164V163H13ZM57 164V163H56ZM55 164V165H56ZM60 164H61V162H60ZM60 164H59V167H60ZM82 165H83V163H81ZM187 164V163H186ZM186 164H184V166L186 165ZM197 164H199V165H197ZM50 165V164H49ZM54 165V162H53V164L51 165V166H53ZM62 165V164H61ZM64 165V164H63ZM66 165H65V167H66ZM166 165V164H165ZM8 166V165H7ZM7 166H5V167H7ZM9 166H10V164H9ZM9 166H8V170H9ZM68 166V165H67ZM71 166V165H70ZM86 166H89V164H87ZM90 166H91V164H90ZM115 166V165H114ZM119 166V165H118ZM167 166V165H166ZM183 166V165H182ZM195 166H199L198 168H194ZM218 166V165H217ZM55 167H57V166H55ZM64 167V168H65ZM112 167H113V165H112ZM116 167V166H115ZM121 167H123V166H121ZM170 167V166H169ZM176 167V166H175ZM187 167V166H186ZM185 167V168H186ZM54 168V167H53ZM69 168H71V167H69ZM68 168V170L70 171V169ZM84 168H85V166H84ZM87 168V167H86ZM165 168V167H164ZM7 169V168H6ZM54 169H56V168H54ZM54 169H53V171H54ZM62 169V168H61ZM88 169H90V170H92L93 168L91 167H89ZM118 170H119V174L120 175H122L121 174V172H120V169H122V168H117ZM160 169V168H159ZM168 169V168H167ZM193 169H195V171H193ZM256 169V170H255ZM60 170V169H59ZM87 170V169H86ZM115 170V169H114ZM147 170H149V169H147ZM171 170H173V169H171ZM5 171H7V170H5ZM64 171H65V169H64ZM64 171H62V173L64 172ZM81 171H83L82 169H81ZM88 172H89V170H87ZM132 172H134V170H131ZM55 172V171H54ZM67 172V171H66ZM87 172V173H88ZM92 173H93V170L91 171ZM117 172V171H116ZM136 172V171H135ZM145 172V171H144ZM150 172H151V170H150ZM156 172H158L159 173V170H157L156 169ZM160 172H162V171H160ZM165 172V171H164ZM257 172V173H256ZM57 173H58V169H57ZM68 173V172H67ZM66 173V174H67ZM123 173V172H122ZM158 173L157 174H155V173H147V172H145V173H141V172H138V173H135V174H132L131 175V178H135V179H137L138 181H140V182H136V183H143V185L146 183H148L149 181H151L152 180V178H155V176H159L158 175ZM10 174V173H9ZM12 174V173H11ZM64 174H65V172H64ZM69 174V173H68ZM84 174H86L85 172H84ZM95 174V173H94ZM114 174V173H113ZM163 174V173H162ZM165 174V173H164ZM258 175V177H255V175ZM82 175V174H81ZM96 175V174H95ZM94 175V177L96 178V176ZM115 175V174H114ZM130 175V174H129ZM63 176V175H62ZM67 176V175H66ZM65 176V177H66ZM69 176V175H68ZM67 176V177H68ZM72 176V175H71ZM71 176H69V178L71 177ZM75 176V175H74ZM87 176V175H86ZM88 178H89V175L87 176ZM98 177V176H97ZM100 177H101V175H100ZM117 177V176H116ZM119 177V179H121L120 178V176H118ZM125 177V175H122V182H123V187L125 188V191L127 192L128 191V189H129V186H128V184H127V182H125L124 180H123V178ZM64 178V177H63ZM68 178V179H69ZM95 178H94V180H95ZM101 178H104V177H101ZM107 178V177H106ZM128 178V177H127ZM162 178V177H161ZM7 179H9V178H7ZM11 179H12V177L10 178V181H11ZM15 179V178H14ZM14 179H12V181L14 180ZM73 179V178H72ZM91 179V178H90ZM97 180L99 179V178H96ZM105 179V178H104ZM156 179V178H155ZM29 180V179H28ZM61 180V179H60ZM64 180V179H63ZM86 180V179H85ZM94 180H91V181H94ZM96 180V181H97ZM100 180V179H99ZM117 180V179H116ZM136 180V181H137ZM250 180L253 182V184H255V181L256 180H258V181H260V183H264V178H262L259 174H258V165H254V167H253V169L250 171ZM9 181V180H8ZM11 181V183L9 182L8 183V185L6 186V192H5V196L7 197V198H11L12 199V197H13V194L15 193V195H16V193H18V192H16L18 189H19V187L21 186V184H20V186H18V184L16 185V183H14V182H12ZM14 181H16V180H14ZM78 181H80V180H78ZM103 181V180H102ZM121 181V180H120ZM132 181H134V180H132ZM200 181V180H199ZM19 181H17V183H18ZM25 182V181H24ZM23 181H22V183H24ZM29 182V181H28ZM28 182H25V184L28 186ZM74 182V181H73ZM107 182V181H106ZM197 182V181H196ZM30 183V182H29ZM31 183H33V182H31ZM35 183H36V181H35ZM57 183H59V182H57ZM72 183V182H71ZM95 183V182H94ZM97 183V182H96ZM133 183H135V182H133ZM60 184V183H59ZM62 184V183H61ZM67 184H69V183H67ZM76 184V183H75ZM100 183L98 182V185H99ZM102 184V183H101ZM104 184V183H103ZM23 185V184H22ZM33 185V186H32ZM30 187H32V192H34L35 190H33L34 188V186L36 187V192H34L35 194H33V195H30V198H31V196H33V198H34V196H36L37 198H41L42 196V198H44V196H45V199H46V196L47 195H45L44 194V192L42 193L40 190V188H39V186L37 185V184H32ZM79 185V184H78ZM97 185V184H96ZM108 185V184H107ZM63 186V185H62ZM100 186V185H99ZM119 186V185H118ZM122 186H121V188H122ZM136 186H138V185H136ZM135 186V187H136ZM140 186V185H139ZM65 187V186H64ZM67 187H68V185H67ZM105 187V186H104ZM108 187V186H107ZM70 188H72V187H70ZM69 188V189H70ZM99 188V187H98ZM110 188V187H109ZM138 188V187H137ZM24 189V188H23ZM38 189H40L39 191H38ZM65 189V188H64ZM97 189V188H96ZM101 189V188H100ZM106 189V188H105ZM192 189V188H191ZM262 189H264V188H262ZM25 190V189H24ZM28 190H31V188L29 189L28 188ZM71 190V189H70ZM73 190V189H72ZM102 190V189H101ZM109 190V189H108ZM107 190V191H108ZM124 190V189H123ZM131 190V189H130ZM20 191H22L21 189H20ZM67 191V190H66ZM65 190H64V192H66ZM74 191V190H73ZM104 192V191H98V192H100L99 194H100V196L102 195V196H104L105 194H107L108 192ZM112 191V190H111ZM110 191V192H111ZM122 191V190H121ZM137 191V190H136ZM22 192H24V191H22ZM22 192H20L19 193V195H22L21 193ZM28 192H30V191H28ZM67 192H69V191H67ZM67 192H66V194H67ZM179 192V191H178ZM84 193V192H83ZM94 193H97V192H94ZM122 193V192H121ZM120 193V194H121ZM125 193V192H124ZM137 193V192H136ZM78 194V193H77ZM112 194V193H111ZM114 194V193H113ZM131 194V193H130ZM14 195V196H15ZM18 195V194H17ZM80 195V194H79ZM124 195H128V194H124ZM95 196H97V195H95ZM121 196H123V193H122V195ZM131 196V195H130ZM185 196V195H184ZM258 196H259V193H258ZM73 197H74V195H73ZM86 197V196H85ZM124 197V196H123ZM134 197V196H133ZM17 198H19V196L17 197ZM22 198H23V195H22ZM29 198V199H30ZM32 198V199H33ZM76 198H77V196H76ZM75 198V199H76ZM99 197H97V199H98ZM127 198L128 197H125V200H127ZM130 198V197H129ZM177 198H179L178 200L176 199L175 200V203L176 202H179L180 201V198H181V194L179 193V196L177 197ZM16 199V198H15ZM20 199H21V196H20ZM32 199H30V200H32ZM66 199V198H65ZM101 199H102V197H101ZM105 199V198H104ZM7 200V199H6ZM34 200V199H33ZM32 200V201H33ZM39 200V199H38ZM130 200V199H129ZM17 201H19V203H21L20 202V200H18L17 199ZM31 201V202H32ZM82 201V200H81ZM114 201V200H113ZM6 202V201H5ZM15 202V201H14ZM38 202V201H37ZM129 202V201H128ZM79 203V202H78ZM123 203V202H122ZM157 203V202H156ZM172 203H174L173 201H172ZM172 203H168L167 201L166 202H164V203H162V204H160L159 203V205H157V204H155V203H146V202H141L140 201V199H139V201L137 202H134V203H130L129 202V205H127V206H122L123 208L121 209L122 210V212H121V210L120 211H118V213L117 214H119V216H120V218L119 219H117V221L116 222H114L115 223V229H114V231L113 232H115V231H118V230H120L121 228H122V230L123 229H125L126 230V228H128L129 226L132 228L131 230H126L127 232L125 233L126 234V236L127 235H129L131 232H133V231H135L136 229H137V231L139 230L138 229V227H140L142 224H144L145 223V218L147 217L148 219H155V221H156V223L154 224V225H152V227H155L156 225H157V223L159 222V221H161V219H162V217H163V213L164 212H166L165 210H167L169 207H170V205H172ZM86 204V203H85ZM106 204H108V203H106ZM112 204H114V202L112 203ZM151 204H155L156 205V212L158 211L159 213L157 214V213H155V215L154 216H151L150 215V213L149 212H147V211H151L150 209H152L149 205H151ZM83 205H84V203H83ZM82 205V206H83ZM164 205H166V207H164ZM178 205V204H177ZM79 206H80V204H79ZM109 206V205H108ZM19 208H21V207H19ZM171 208V207H170ZM14 209V208H13ZM80 209V208H79ZM85 209V208H84ZM111 209V208H110ZM138 209H140V210H143V214L141 215V219H139V220H137V221H135L134 222V219H133V212L135 211V210H138ZM153 212V211H152ZM86 215V214H85ZM112 215V214H111ZM82 217V216H81ZM91 223V222H90ZM260 223H264V222H260ZM19 224V223H18ZM112 224H113V222H112ZM94 228V227H93ZM98 229V228H97ZM258 232H259V230H257ZM63 232V231H62ZM119 232V231H118ZM107 233H109V231L108 230H106V234ZM261 235H260V234ZM258 234L262 237V238H264V233H262V232H259ZM97 238L96 237H94L95 239H93L92 237H88V238H92L93 240H90V239H85V238H81L82 240H80L81 242H83V243H89V242H92V241H95V240H97L98 241V239H100L101 238V234H100V232L99 231H97ZM121 234V233H120ZM119 233H118V235H120ZM124 235V234H123ZM213 235V234H212ZM109 236H111V235H109ZM103 237V236H102ZM106 237H107V235H106ZM120 237V236H119ZM109 238V237H108ZM121 238V237H120ZM19 239V238H18ZM80 239V238H79ZM106 239V238H105ZM107 240V239H106ZM96 241V242H97ZM118 241V240H117ZM79 242V241H78ZM118 242H120V241H118ZM93 243V242H92ZM20 244V243H19ZM76 244V243H75ZM36 245V244H35ZM54 245H55V243H54ZM39 246V245H38ZM51 246V245H50ZM91 246V245H90ZM30 247V246H29ZM88 247H89V244H88ZM93 247V246H92ZM91 247V248H92ZM18 248V247H17ZM26 248H28V247H26ZM90 248V247H89ZM89 248L87 249V251L89 250ZM32 249V248H31ZM30 248H29V250H28V253H30V252H34V251H36L37 249H35V250H31ZM22 250V249H21ZM52 251H55V250H52ZM114 251V250H113ZM197 254H199V255H201L200 254V251L199 250H197L196 248H195V250H194ZM92 252V251H91ZM5 253V252H4ZM50 253V252H49ZM48 253V254H49ZM114 254H116L115 252H113ZM31 254H33V253H30V255ZM86 254H88V253H86ZM29 256V255H28ZM121 256V255H120ZM150 256V255H149ZM201 256H205V257H207V259H209L210 261H211V256H210V253L209 254H205V255H201ZM115 257V256H114ZM119 257V256H118ZM199 257V256H198ZM116 258H117V256H116ZM153 257L152 256H150V258H149V260H148V262H147V264H149L150 263V261H151V259H152ZM201 258V257H200ZM200 258H197V260H196V262H195V264H201V263H199L200 262ZM120 259H121V257H120ZM147 259H148V257H147ZM202 259V258H201ZM191 260H193V259H191ZM88 261V260H87ZM91 261V260H90ZM206 261V260H205ZM113 262H115V261H113ZM120 262V260L119 261H117L116 262V264L118 263V264H120L119 263ZM182 263V262H181ZM191 263H192V261H191ZM193 263H194V261H193ZM205 264H211V262H207V263H205Z\"/></svg>", "mask_w": 264, "mask_h": 264}]
</instances>
